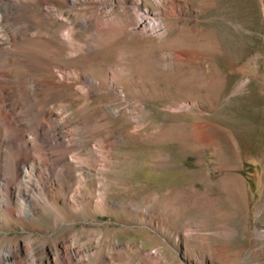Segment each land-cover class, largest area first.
<instances>
[{
	"label": "rangeland",
	"instance_id": "374dc122",
	"mask_svg": "<svg viewBox=\"0 0 264 264\" xmlns=\"http://www.w3.org/2000/svg\"><path fill=\"white\" fill-rule=\"evenodd\" d=\"M127 1L106 26L94 16L100 1H57L74 31L56 38L71 49L53 47L54 35L30 20L43 27L48 55L66 65L63 80L82 70L100 79L66 99L75 109L89 100L79 114L86 128L80 121L70 133L105 160L88 177L78 171L98 202L80 208L75 224L56 225L48 213L10 234L75 235L92 248L83 264H103L96 250L109 264H264L263 0H146L144 8L178 3L183 13L163 15L166 30L144 32Z\"/></svg>",
	"mask_w": 264,
	"mask_h": 264
},
{
	"label": "bare ground",
	"instance_id": "6f19581e",
	"mask_svg": "<svg viewBox=\"0 0 264 264\" xmlns=\"http://www.w3.org/2000/svg\"><path fill=\"white\" fill-rule=\"evenodd\" d=\"M57 1L0 0V264H83L82 253L92 249L74 244L70 239L75 235L49 239L10 234L11 228H24L37 215L48 213L54 214L56 225H73L79 220L80 208L98 202L81 185L78 171L88 177L91 168L105 157L89 140L80 141L74 130L70 133L73 127L69 129L84 121L80 112H86L89 100L84 97L75 109V99L66 97L77 96L80 87L87 89L86 96L100 79L92 71L82 70L72 71V79L63 80L66 65L48 55L43 27L30 21L33 18L44 24L54 35L53 47L70 48L56 38L62 28L69 34L74 31L67 26L66 11L57 9ZM65 1L76 6L77 0ZM87 1L85 5L93 4ZM97 1L94 16L102 17L103 26L121 20L118 0ZM144 1H127L138 31L166 30L163 15L183 13L178 3L164 12L144 8ZM109 80L110 87L116 89L113 73ZM247 83L244 79L235 92ZM82 154L89 157L88 163L80 159ZM96 253L99 262L109 264L104 250Z\"/></svg>",
	"mask_w": 264,
	"mask_h": 264
}]
</instances>
